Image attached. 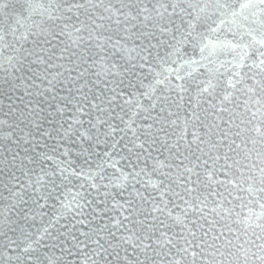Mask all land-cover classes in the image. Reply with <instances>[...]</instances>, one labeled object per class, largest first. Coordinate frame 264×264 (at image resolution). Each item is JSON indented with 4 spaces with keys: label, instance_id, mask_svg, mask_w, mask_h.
<instances>
[{
    "label": "water",
    "instance_id": "95a60500",
    "mask_svg": "<svg viewBox=\"0 0 264 264\" xmlns=\"http://www.w3.org/2000/svg\"><path fill=\"white\" fill-rule=\"evenodd\" d=\"M245 2L0 0V260L142 264L143 240L153 264H264Z\"/></svg>",
    "mask_w": 264,
    "mask_h": 264
},
{
    "label": "snow or ice",
    "instance_id": "6c2138e0",
    "mask_svg": "<svg viewBox=\"0 0 264 264\" xmlns=\"http://www.w3.org/2000/svg\"><path fill=\"white\" fill-rule=\"evenodd\" d=\"M217 7H223V6L222 5H217ZM256 7H257V4L253 3L252 0H246L245 3H242L240 5V8L242 10L243 9H247V8H256ZM259 9H260V12L262 14H264V0H259ZM233 15L235 16L236 13H233ZM255 15H256V13L254 12L253 13V16H255ZM261 24H262V27H264V20L261 21ZM189 26L192 27L193 25H191V23H190ZM174 39H175V37H174ZM178 51H179V49H174V52H178ZM202 51H203V49H202ZM172 54L173 53H166V55H169V56H171ZM261 69H262V71H264V61H261ZM177 79H180V77L178 76ZM176 87L181 88L183 90V86L182 85H177ZM145 95H147V93ZM226 98L227 97H225V99ZM258 103H261V102L258 101ZM257 111H259L260 114H261V116L264 117V105H262L261 109H258ZM193 115H195V113ZM255 115H256V113L254 112L253 113V116L255 117ZM149 127H151V126H149ZM262 127H264V126L256 127L255 128V131L258 134L264 135V131H262ZM146 134H148V133H146ZM216 135L221 136V137H224V136H226V133H219V132H217ZM193 139L194 140L197 139L195 133L193 134ZM201 142L203 143V141H201ZM113 147H115V145H113ZM216 159L218 160L219 159V156H217ZM97 167L99 168L100 165H97ZM188 171H191V170L189 169ZM260 171H261L262 178H264V168H262ZM52 186H53V188L57 187V185L55 184L54 181L52 182ZM188 191L190 192L191 189H188ZM176 195H179V194L176 193ZM177 219H179V218H177ZM161 224L163 225V222L162 221H161ZM109 235L111 236L112 234L109 233ZM163 235H164V233H161V236H163ZM147 239H149V237L148 236H145L144 237V240H147ZM168 242L171 243V241H168ZM9 243L10 244L11 243H14V241H11L10 240ZM156 243L157 244H161L162 241L157 240ZM141 245H142V247H141ZM141 245H136V247H141V251H143L145 253V258H144V261L142 262V264H153L151 258L147 255V252L150 249V246L148 244H144L143 243V240L141 241ZM28 247H31V245H28L26 248L21 249V253L27 252ZM100 247H101V250L106 254L105 259H104V264H112V262L107 259V256H112V253H109L108 252V249L107 248H104L103 245H101ZM109 247H114V246L110 243L109 244ZM118 247H119V243H117L115 245V248H118ZM184 251H187V249H184ZM156 254L159 255V253H156ZM258 258L261 259V260H264V244H262L259 247V257ZM12 259H15L16 264H23L22 256L9 257L8 260H0V264H10V262H11ZM113 260L115 261V264H120V255H119V252L118 251L115 252V255L113 256ZM136 264H141V262L140 261H137ZM175 264H180V261H176Z\"/></svg>",
    "mask_w": 264,
    "mask_h": 264
}]
</instances>
